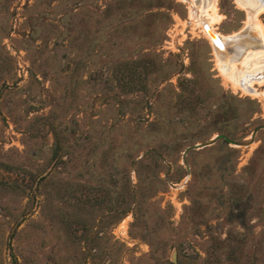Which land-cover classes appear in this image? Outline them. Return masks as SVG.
I'll return each instance as SVG.
<instances>
[{"label": "rangeland", "instance_id": "obj_1", "mask_svg": "<svg viewBox=\"0 0 264 264\" xmlns=\"http://www.w3.org/2000/svg\"><path fill=\"white\" fill-rule=\"evenodd\" d=\"M263 4L0 0V264H264Z\"/></svg>", "mask_w": 264, "mask_h": 264}, {"label": "water", "instance_id": "obj_2", "mask_svg": "<svg viewBox=\"0 0 264 264\" xmlns=\"http://www.w3.org/2000/svg\"><path fill=\"white\" fill-rule=\"evenodd\" d=\"M261 1L264 2V0H261ZM202 27L205 30L209 40L211 41V46H212L213 52L215 54V57L220 58V60L222 58L224 59L225 56L222 54L224 53L225 50L228 52V55L232 59L239 60L244 56V54L248 50H256L257 48L262 47L260 45V40L258 38L257 39L252 38V37L250 38L249 35L246 33V30H245V32L243 30V34H237L236 36L232 37V41L228 42L227 40H224L223 38H221L218 35L216 36L217 41L213 40L212 39L213 35L211 33V29L205 21H203ZM242 45H245V47L243 49L240 48ZM260 76H264V64L262 65V67L257 72H255V74H251L248 81H251V80L259 81ZM262 129H264V125H260V126L256 127L251 134V140L247 143L231 142L226 136L218 135L214 139L210 140L209 142H205V143L198 144V145L192 146L190 148H187L185 150L184 156L191 149H200V148L208 147V146H211L214 143H216L218 140L227 141V142H229V143H231L237 147L249 146L250 144L253 143L256 134Z\"/></svg>", "mask_w": 264, "mask_h": 264}, {"label": "crops", "instance_id": "obj_3", "mask_svg": "<svg viewBox=\"0 0 264 264\" xmlns=\"http://www.w3.org/2000/svg\"><path fill=\"white\" fill-rule=\"evenodd\" d=\"M264 8V4L261 6V5H259L258 7H256V11L258 12L260 9H263ZM234 36H236L235 34L234 35H231V37L229 36V38H227V37H225V39L227 38L228 40V42H231L232 41V37H234ZM259 40H260V45L263 47L264 46V41H263V38H259ZM241 47H245V45H242ZM240 47V48H241ZM260 51H261V47H259V48H257L256 50H248L245 54H244V56L242 57V58H245L249 63L248 64H250V63H252V60H253V58L251 59V56H249V54H252V55H256L257 54V52H259L260 53ZM241 58V59H242ZM240 59V60H241ZM236 60V59H235ZM240 60L238 61V62H240ZM225 63H226V60H225ZM242 63V62H241ZM249 68H251V65L250 66H248ZM253 74H255V72H252ZM247 76H251V75H247ZM264 79V78H263ZM263 79H261V80H263Z\"/></svg>", "mask_w": 264, "mask_h": 264}, {"label": "bare ground", "instance_id": "obj_4", "mask_svg": "<svg viewBox=\"0 0 264 264\" xmlns=\"http://www.w3.org/2000/svg\"><path fill=\"white\" fill-rule=\"evenodd\" d=\"M262 3H263V2H262ZM261 13H262V12H261ZM258 14H259V13H258ZM258 26H259V25H258ZM260 28H261V27H260ZM212 35H213V38H212V39H213V40H215V41H217V38H216V36H215L214 34H212ZM263 77H264V76H260V78H259V79H263Z\"/></svg>", "mask_w": 264, "mask_h": 264}]
</instances>
